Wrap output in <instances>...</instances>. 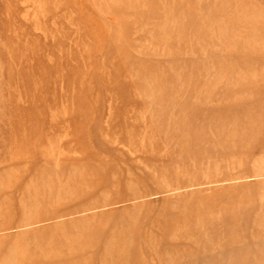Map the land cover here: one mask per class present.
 Returning <instances> with one entry per match:
<instances>
[{
  "label": "rangeland",
  "instance_id": "1",
  "mask_svg": "<svg viewBox=\"0 0 264 264\" xmlns=\"http://www.w3.org/2000/svg\"><path fill=\"white\" fill-rule=\"evenodd\" d=\"M0 264H264V0H0Z\"/></svg>",
  "mask_w": 264,
  "mask_h": 264
},
{
  "label": "bare ground",
  "instance_id": "2",
  "mask_svg": "<svg viewBox=\"0 0 264 264\" xmlns=\"http://www.w3.org/2000/svg\"><path fill=\"white\" fill-rule=\"evenodd\" d=\"M122 248V246H120V248L119 249H121ZM123 255V254H122ZM102 257V260H107V259H112V258H115V257H117V258H120V257H122V256H120V255H118V256H114V255H112V254H105V255H102L101 256Z\"/></svg>",
  "mask_w": 264,
  "mask_h": 264
}]
</instances>
